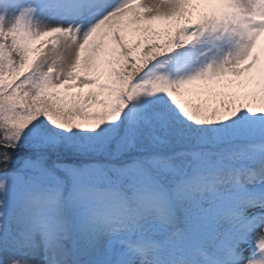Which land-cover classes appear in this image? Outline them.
<instances>
[{"label":"snow or ice","instance_id":"obj_1","mask_svg":"<svg viewBox=\"0 0 264 264\" xmlns=\"http://www.w3.org/2000/svg\"><path fill=\"white\" fill-rule=\"evenodd\" d=\"M0 264H264V0H0Z\"/></svg>","mask_w":264,"mask_h":264}]
</instances>
